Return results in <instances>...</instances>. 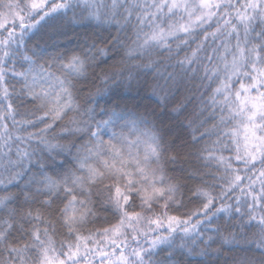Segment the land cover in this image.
Wrapping results in <instances>:
<instances>
[{"label":"snow or ice","instance_id":"1","mask_svg":"<svg viewBox=\"0 0 264 264\" xmlns=\"http://www.w3.org/2000/svg\"><path fill=\"white\" fill-rule=\"evenodd\" d=\"M0 264H264V0H0Z\"/></svg>","mask_w":264,"mask_h":264},{"label":"trees","instance_id":"2","mask_svg":"<svg viewBox=\"0 0 264 264\" xmlns=\"http://www.w3.org/2000/svg\"><path fill=\"white\" fill-rule=\"evenodd\" d=\"M77 31H79V30H78V29H74V28H69L68 31H67V36H66L65 38H62L61 43H62L64 46L72 47L73 44H74V41H75V35H74V34H75ZM159 70H160V71H163V70H164V69H163V66H161V68H160ZM37 76L39 77V70H37ZM119 91H120L123 95H125V96L128 95V93L124 92L123 87H121V88L119 89ZM133 95H135L134 92H133ZM182 95H183L182 93H181V94H178V98H179V97H182ZM194 104H195V101H193V105H194ZM240 147L243 148V144H242V143H241Z\"/></svg>","mask_w":264,"mask_h":264}]
</instances>
